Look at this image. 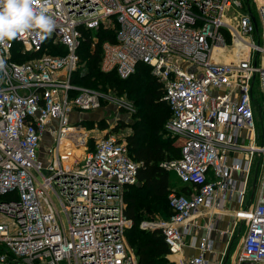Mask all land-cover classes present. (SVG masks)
<instances>
[{"label":"built area","instance_id":"2783aa9c","mask_svg":"<svg viewBox=\"0 0 264 264\" xmlns=\"http://www.w3.org/2000/svg\"><path fill=\"white\" fill-rule=\"evenodd\" d=\"M33 7L53 19L52 31L0 43V214L11 217L0 219V264H139L125 213L139 164L115 131L97 136L90 150L93 131L71 121L105 99L133 111L73 82L83 28L100 27L116 36L102 44L101 70L127 79L150 65L172 110L166 128L180 144V157L162 165L188 189H171L169 218L142 226L162 232L175 264H225L227 256L226 264H264V125L256 119L264 105V0H34ZM47 39L65 52L12 58L15 44L37 54ZM230 46L234 58L221 60ZM47 132L45 174L39 155ZM224 214L234 224L220 234L231 238L211 259ZM198 217L208 219L206 233L187 244L201 228ZM242 224V246L230 258ZM185 246L198 252L184 256Z\"/></svg>","mask_w":264,"mask_h":264},{"label":"trees","instance_id":"16d2710c","mask_svg":"<svg viewBox=\"0 0 264 264\" xmlns=\"http://www.w3.org/2000/svg\"><path fill=\"white\" fill-rule=\"evenodd\" d=\"M83 35L79 54L80 59L83 58L86 64L85 67L78 68L74 72L73 82L81 86L98 88L100 83H110L112 78H116L130 85L131 88L127 91L129 95L142 94L140 98H136L142 106L134 113L133 130L127 135L129 154L139 166L138 183L128 186L125 194L127 204L125 213L132 220L126 233L135 247L139 264H169L170 248L162 232L157 229L147 231L140 225L141 220L145 218L156 219L160 215L169 218L172 215V209L168 196L172 187H177L178 192L188 189L186 185L185 187L175 185L171 175L180 182L181 180L162 165L165 161L177 159L181 155L177 138L173 140L171 135L163 136L159 128L172 115L170 106L162 100L163 85L152 74L151 66L146 63L139 64L137 71L127 79H122L115 72L104 73L101 70L102 44L106 40H116L115 30L104 27L97 30L83 28ZM94 37H97L95 47H93ZM64 52L63 47L55 46L51 40L47 39L44 49L39 53L21 54L20 45L17 43L13 47V59L21 63L24 62L23 56L32 59L45 53L57 55ZM141 68L144 71L139 73ZM92 122L97 125V122L93 120L83 123L87 127ZM117 124L119 128L124 126L123 123ZM109 130L114 131L113 126Z\"/></svg>","mask_w":264,"mask_h":264},{"label":"rangeland","instance_id":"374dc122","mask_svg":"<svg viewBox=\"0 0 264 264\" xmlns=\"http://www.w3.org/2000/svg\"><path fill=\"white\" fill-rule=\"evenodd\" d=\"M26 54L31 55L30 53H26ZM220 55L221 56H219V58L221 60H232L234 58V52H233L232 46H230L226 50L225 53H221ZM12 58H14V55L12 56ZM30 60L31 58H28V57L26 58L25 56L22 57V61L24 62H28ZM85 64H86L85 60L83 58L80 59L78 68L81 69L85 67ZM142 71H144L143 68L139 70V73H141ZM140 76H142V74H140ZM111 80L112 82L110 83L106 82L105 84H103L102 82L99 84L98 88H93V89L101 93H106L110 97H117L119 99H123L124 101L131 103L133 107V111L130 112V111L125 110L123 107H119L115 103H112L109 99L102 100L101 108L94 110V111H87V112L93 113L94 119L92 120L97 122V125H95L94 122H92L91 124L92 126L91 125L87 126L88 129L93 131V134H94L93 139L91 140L90 150L94 149L96 137L100 136L104 131L108 130L112 126H113L114 131L118 133L119 136L122 137V139H125L126 135L131 133L133 130V122L135 120L134 113L137 112V110H139L142 106L141 103H138V101H136V98H140L142 94L135 93V94L129 95L127 91L131 88L130 85H126L125 82H120L116 78H112ZM260 101H262V98L260 99ZM260 105L261 106H258L257 108L258 112H257L256 119H257L258 127L263 131L262 125H264V105L262 104ZM75 114L77 116L74 115L76 117L73 118V115H72V119H71L73 123H77L78 121L82 119L79 114L77 113ZM167 121L168 120L164 122V125L159 127L160 131L163 133V136L171 135V133L167 131V128H166ZM117 123L119 124L123 123L124 126L119 128L118 127L119 125ZM171 138L174 140L175 137L171 135ZM52 139H53L52 133L47 132L45 137L43 138L42 147L40 149L39 159L43 163V171L45 172V174H48L47 146L48 144L52 142ZM85 153L86 151L82 149L80 151H77V156L80 159H82ZM171 178H172V181L175 182V185L180 186V181L174 175H171ZM174 188H177V187H172V189ZM0 219L6 223L11 222V217L3 213L0 214ZM160 219H164V216L160 215L156 219L145 218L141 220L140 225L142 226V223L146 221L160 220ZM142 227L147 231L151 230L148 227H144V226ZM245 232H246V228L244 224H242V226L237 227L234 233V236L232 238L231 245H230V258H232L233 255H235L240 250L242 243H243V237H244ZM127 243L129 244L130 249H132L135 252V247L131 244L128 235H127ZM175 259H176L175 256H173L170 252V254L168 255L169 264H175L174 263ZM161 264H168V263H161Z\"/></svg>","mask_w":264,"mask_h":264},{"label":"clouds","instance_id":"9594fccd","mask_svg":"<svg viewBox=\"0 0 264 264\" xmlns=\"http://www.w3.org/2000/svg\"><path fill=\"white\" fill-rule=\"evenodd\" d=\"M34 0H0V43L11 41L32 29L48 34L55 22L43 11L37 12Z\"/></svg>","mask_w":264,"mask_h":264},{"label":"crops","instance_id":"0c3cea01","mask_svg":"<svg viewBox=\"0 0 264 264\" xmlns=\"http://www.w3.org/2000/svg\"><path fill=\"white\" fill-rule=\"evenodd\" d=\"M77 114H79L80 117L82 118L80 120L82 123L84 121L94 119L92 112H82V113H77ZM72 115H73V118L77 116L75 113H73ZM74 115H76V116H74ZM109 129L104 131L103 133H106L107 131H109ZM125 141L127 142V135L125 137ZM184 185H186V184H183L182 182H180V187H182ZM186 186H188V185H186ZM174 189L177 190V188H174ZM186 190L187 189H185L183 192H185ZM207 221H208V219L206 217H198V218H196L195 222L198 223L201 226V228L196 230V231L193 230V233L191 235L187 236V238H186L187 244L190 243L192 240H194V238H199L200 236H202V235H204L206 233V228L204 226L206 225ZM233 224H234V216L233 215L224 214V215H221L219 218H217V225H218V229L220 231L219 232L215 231L214 252L208 254L209 258H211V259L212 258H217V257H219L222 254V252L225 249L227 241L231 237H229V234L226 237H223L220 234V232H221V230H223V231L224 230L231 231L232 227H233ZM197 252H198V250H197L196 247L185 246L183 255L184 256H190L192 254H196Z\"/></svg>","mask_w":264,"mask_h":264},{"label":"water","instance_id":"95a60500","mask_svg":"<svg viewBox=\"0 0 264 264\" xmlns=\"http://www.w3.org/2000/svg\"><path fill=\"white\" fill-rule=\"evenodd\" d=\"M256 181H257V179H256V177H255V179H254V183H253V188H252V194H254V192H255ZM227 260H228V256L226 257L225 264L227 263ZM246 264H250V263L247 262Z\"/></svg>","mask_w":264,"mask_h":264}]
</instances>
